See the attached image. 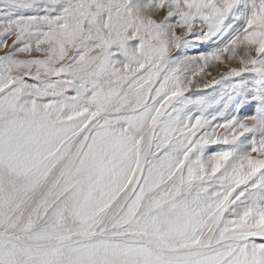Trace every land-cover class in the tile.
Instances as JSON below:
<instances>
[{
  "label": "snow or ice",
  "instance_id": "6c2138e0",
  "mask_svg": "<svg viewBox=\"0 0 264 264\" xmlns=\"http://www.w3.org/2000/svg\"><path fill=\"white\" fill-rule=\"evenodd\" d=\"M0 264H264V0H0Z\"/></svg>",
  "mask_w": 264,
  "mask_h": 264
}]
</instances>
